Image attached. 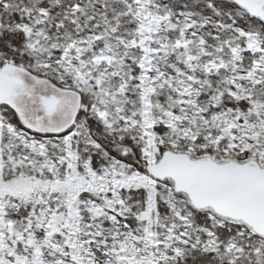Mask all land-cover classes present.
<instances>
[{
    "label": "snow or ice",
    "instance_id": "6c2138e0",
    "mask_svg": "<svg viewBox=\"0 0 264 264\" xmlns=\"http://www.w3.org/2000/svg\"><path fill=\"white\" fill-rule=\"evenodd\" d=\"M0 264H264V0H0Z\"/></svg>",
    "mask_w": 264,
    "mask_h": 264
}]
</instances>
